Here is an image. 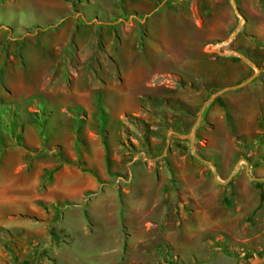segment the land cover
Masks as SVG:
<instances>
[{"label": "rangeland", "instance_id": "obj_1", "mask_svg": "<svg viewBox=\"0 0 264 264\" xmlns=\"http://www.w3.org/2000/svg\"><path fill=\"white\" fill-rule=\"evenodd\" d=\"M44 1L0 0V154L34 202L0 264H264V0ZM202 51L253 67L212 90ZM71 169L96 189L44 202Z\"/></svg>", "mask_w": 264, "mask_h": 264}, {"label": "crops", "instance_id": "obj_2", "mask_svg": "<svg viewBox=\"0 0 264 264\" xmlns=\"http://www.w3.org/2000/svg\"><path fill=\"white\" fill-rule=\"evenodd\" d=\"M43 5L45 6V8L57 6V11H60L59 8H62L61 0H45L43 2ZM63 8L65 9L63 10L66 13L68 9L66 7ZM28 12L30 15L34 14V12L27 11V13ZM225 62L226 64H223L220 61V58L210 55L209 53H206L204 51L200 53V77H204L203 80L207 81L208 79L213 84H215L212 86V90L215 89L217 91L224 92L228 91L229 89H234L238 87L236 84L239 81H242L243 77H246L251 68L253 67V64L249 61H247V63L236 64V62L234 63L233 61H231V59H227L225 60ZM254 63L258 64L257 62ZM224 65H226L227 68H225ZM236 65L242 68L240 72L237 71ZM229 67L232 69V72L229 71ZM237 72L240 74H238ZM216 75L221 76V79L220 81L213 82V79H215ZM245 94L247 96H245L244 99L246 100V102H249L250 99H248V97L251 96V94L248 91H245ZM208 95V93L200 91V94L193 99L194 101L199 102L201 98H206ZM262 99L264 98L260 96L259 100L255 101L254 103V105L257 106V111L260 110L258 108H260V106L262 105ZM188 102L190 103V101ZM222 102L224 103V105L226 104L225 101ZM25 142L28 145V141ZM14 152H18V154L20 153L17 158L19 159L18 162H22L23 158L26 156V151H21V149L19 148H6L4 150V153L0 154V161L2 162L0 165V225H6V222H4L6 216H11L13 213L20 214L22 213V211L25 212L28 205L34 204L32 200L33 196L29 194V190L27 187L18 188L16 186L9 185L12 184L13 180L15 179V176H13V174L11 173L9 174L8 178L5 177L7 172L10 170V167H14L13 163H8V159L13 155ZM248 172H253V166L250 165V163H248V166L246 168V174H248ZM54 180L55 181L53 182L54 184H52V188L54 187L60 190V192L58 194L44 198L43 201L46 203L61 201L70 203H80L84 195L90 191L95 190L97 186L96 180H94L92 176L88 174H83L75 169H71L68 175L57 174Z\"/></svg>", "mask_w": 264, "mask_h": 264}, {"label": "water", "instance_id": "obj_3", "mask_svg": "<svg viewBox=\"0 0 264 264\" xmlns=\"http://www.w3.org/2000/svg\"><path fill=\"white\" fill-rule=\"evenodd\" d=\"M235 5L233 4V7H234ZM234 37H231V39L230 40H232ZM219 54H222V53H220V51H219ZM237 88V87H236ZM213 99V98H212ZM211 100V99H210ZM208 103V102H207ZM206 104V103H205ZM204 109V108H203ZM202 112H203V110L201 111V113H200V116H199V118L202 116ZM193 133H194V130H193ZM194 139V137H192V139H191V141ZM194 157L196 158V159H199L196 155H194Z\"/></svg>", "mask_w": 264, "mask_h": 264}]
</instances>
